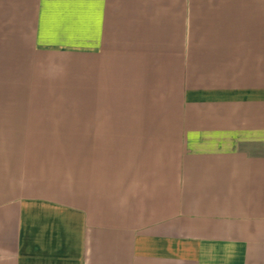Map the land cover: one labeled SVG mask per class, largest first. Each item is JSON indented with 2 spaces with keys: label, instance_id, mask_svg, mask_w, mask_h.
I'll list each match as a JSON object with an SVG mask.
<instances>
[{
  "label": "crops",
  "instance_id": "0c3cea01",
  "mask_svg": "<svg viewBox=\"0 0 264 264\" xmlns=\"http://www.w3.org/2000/svg\"><path fill=\"white\" fill-rule=\"evenodd\" d=\"M0 264H264V0H0Z\"/></svg>",
  "mask_w": 264,
  "mask_h": 264
}]
</instances>
